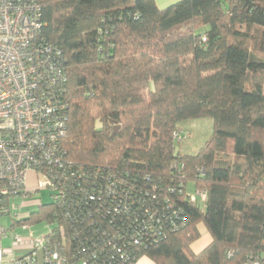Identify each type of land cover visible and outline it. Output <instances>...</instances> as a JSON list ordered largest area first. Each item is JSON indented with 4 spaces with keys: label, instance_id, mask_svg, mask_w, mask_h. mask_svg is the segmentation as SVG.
<instances>
[{
    "label": "trees",
    "instance_id": "obj_1",
    "mask_svg": "<svg viewBox=\"0 0 264 264\" xmlns=\"http://www.w3.org/2000/svg\"><path fill=\"white\" fill-rule=\"evenodd\" d=\"M38 2L43 36L67 72L66 159L164 188L180 163L185 184L206 190L204 206L176 192L186 224L141 255L153 264H264V0ZM204 117L210 137L193 155L176 152L179 124ZM41 222L68 233L53 202L18 224ZM199 223L212 240L195 253Z\"/></svg>",
    "mask_w": 264,
    "mask_h": 264
},
{
    "label": "built area",
    "instance_id": "obj_2",
    "mask_svg": "<svg viewBox=\"0 0 264 264\" xmlns=\"http://www.w3.org/2000/svg\"><path fill=\"white\" fill-rule=\"evenodd\" d=\"M42 30L38 0H0V264H133L148 243L186 224L172 196L184 192L204 206L206 190L187 192L180 163L164 188L137 172L68 161L62 149L67 72L61 50ZM29 171L44 178L39 186L62 211L68 236L54 224L34 238L30 224H18L32 211L20 215L13 202L26 198ZM197 172L203 175L204 167ZM14 226L29 230V239Z\"/></svg>",
    "mask_w": 264,
    "mask_h": 264
},
{
    "label": "rangeland",
    "instance_id": "obj_3",
    "mask_svg": "<svg viewBox=\"0 0 264 264\" xmlns=\"http://www.w3.org/2000/svg\"><path fill=\"white\" fill-rule=\"evenodd\" d=\"M179 128L180 134L178 139L175 140L174 144L175 151L179 152L180 154L193 155L212 134L213 121L209 117L189 119L181 122L179 124ZM26 179V189L28 190L26 198L24 200L22 198L13 199V202L19 206L17 211L20 215H24L30 209L33 210L35 207L34 205L38 202L42 204L52 203V197L49 190L46 187L39 186V184L44 181V178L42 179V177L37 175L34 171H29ZM186 190L189 194L194 192V186L192 182L187 183ZM23 201L26 205L22 204ZM1 222L4 226L9 227V217H2ZM29 227L33 237L36 238L38 235L47 232L50 226L47 222H41L37 224H31ZM12 229H14L16 233H19L23 239H29V230H23L21 226H14ZM7 243L8 241L5 240V244ZM24 251L25 249H18L16 254L21 255L24 253Z\"/></svg>",
    "mask_w": 264,
    "mask_h": 264
},
{
    "label": "crops",
    "instance_id": "obj_4",
    "mask_svg": "<svg viewBox=\"0 0 264 264\" xmlns=\"http://www.w3.org/2000/svg\"><path fill=\"white\" fill-rule=\"evenodd\" d=\"M175 1L177 0H155L159 8H164ZM197 228L199 230L200 237L191 244V249L195 253L204 249L212 240L211 235L203 223H199ZM133 264H153V262L148 257L141 255Z\"/></svg>",
    "mask_w": 264,
    "mask_h": 264
}]
</instances>
